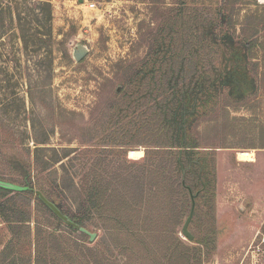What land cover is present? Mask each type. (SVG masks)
Wrapping results in <instances>:
<instances>
[{"label":"rangeland","instance_id":"obj_1","mask_svg":"<svg viewBox=\"0 0 264 264\" xmlns=\"http://www.w3.org/2000/svg\"><path fill=\"white\" fill-rule=\"evenodd\" d=\"M44 1L0 0V188L5 190L0 195L29 219L19 232L22 241L34 243L38 230L39 242L53 232L61 248L111 243L113 259L124 262L115 244L116 223L104 218L122 219L117 207L126 202L125 215L133 208L141 218L156 216L161 230L142 227L144 246H128L129 256L135 255L129 264L140 262V256L162 258L172 231L189 247L193 264H264V19L253 20L264 17V0H48L49 20ZM19 23L28 40L50 35V46L25 48ZM221 30L234 40L232 48L213 43L211 32ZM251 40L255 66L242 60ZM79 45L86 54L76 61L73 50ZM148 68H155L154 79L146 78L143 89H154L155 95L137 112L125 109L119 93L134 82L137 88V71ZM224 72L238 84L245 78L241 88L252 89L240 100L231 97ZM218 73L226 77L221 93L202 109L193 130L200 146L192 152L198 169L176 174V155H187L178 148L172 155L166 151L144 159L145 149L162 144L159 137L168 129L152 115L158 104L153 98L167 96L174 80L189 87L200 74L214 79ZM147 118L156 126L140 128L138 122ZM42 139L47 143L36 144ZM132 149H141L143 156L130 158ZM242 151L253 160L240 159ZM202 158L208 168L202 169ZM90 176L106 179L103 198L110 203L84 222L96 233L92 242L43 200L75 210L81 190L72 184L82 186ZM209 184L213 189L206 192ZM187 218L191 240L182 234ZM10 238L0 216V249Z\"/></svg>","mask_w":264,"mask_h":264},{"label":"trees","instance_id":"obj_2","mask_svg":"<svg viewBox=\"0 0 264 264\" xmlns=\"http://www.w3.org/2000/svg\"><path fill=\"white\" fill-rule=\"evenodd\" d=\"M43 5L47 6V20H49L50 17V9H49V2L48 0H45ZM217 15H220L222 17V20L226 21V16L224 11L218 9ZM259 15L256 16L253 20L260 22L262 19H264L263 16L259 19ZM230 19V18H229ZM215 24V26H220L222 24ZM264 29V25L262 26ZM19 29H20V38L22 41V44L25 48H28L30 46L34 47H42L43 46H50L51 42V36H47L46 38H38L35 35H33L32 40L31 38H27L24 34V28L19 23ZM209 31V29H207ZM222 32L220 31L218 35H216L214 32H211L213 37L215 38L213 40V43H217L221 46H228L232 48L234 46V40L231 39L229 36L228 38L226 35L224 36ZM48 34V33H47ZM50 34V33H49ZM46 35V34H45ZM31 40V41H30ZM255 44L254 40H251L247 42L246 48L249 53V56L243 57V61H247L251 59V64L253 66L257 65V61L252 62V59L254 56L252 54L250 55V48ZM257 58V57H256ZM229 60L233 61V56L229 58ZM228 61V60H227ZM156 61H154L153 65L155 66ZM147 65V64H146ZM146 67V66H145ZM145 67L143 69H145ZM157 68V67H155ZM155 68L150 70L149 68L146 70L140 69L136 73V84H130V87L127 90H121L119 93L120 100L125 102L127 110H129L131 107H134L135 112L142 109L143 100L147 101L148 98L151 96L153 97L155 95L154 89H143L144 87V81L146 78H150L149 80L154 79V73ZM158 71V70H157ZM222 73L216 74L214 79L206 78L204 74H200L197 76V78H192L191 84L188 86H184L182 84L175 85L174 83L176 80L173 81L170 85V93L162 98V100H158L157 98H153L152 103H158L156 105L155 110L152 112V115L156 114L157 120L166 126L167 133L159 138H164V142H161L162 144L154 145L157 148L153 149H145L144 159L150 158V160H154L153 155L164 154L166 151L168 154L172 155L171 150L172 148H178V151H185L181 152L182 154H187L185 158L179 157L180 155H176L178 157H175L174 160V166L176 170V174H186L189 172V167H193V170L198 169V165H195L196 162L193 160L192 152L194 149H197L200 147L198 145V142L194 136V131L196 128L197 123L200 121L201 113H203L202 109H207L211 104H213L217 98V95L221 93L220 88V82L223 81L226 77L221 75ZM225 75L230 76L228 83L230 86L229 88V95L231 97H234L238 100L242 99V93L250 91L252 88H241L244 87L243 85L245 83V78H242L241 84H238L237 81H235L234 77L230 74L224 72ZM193 79H196L195 81ZM127 82V81H126ZM252 84V83H251ZM124 88V85H122ZM157 91V90H156ZM240 93V96H236V94ZM146 103V102H145ZM123 104V103H122ZM202 117V116H201ZM199 118V119H198ZM140 125V128L147 129L150 126H156L154 122H151L149 118L144 119L142 122H138ZM165 129V128H164ZM36 144H46L47 140L42 139L40 141L36 140ZM148 146V145H147ZM167 147V149H163ZM36 149L39 150V147H36ZM42 150V149H40ZM152 150V151H150ZM195 153V152H194ZM180 154V152H179ZM189 154V155H188ZM124 158L125 155L123 154ZM126 159V158H125ZM48 163V162H47ZM201 164L202 169L208 168L207 162L202 158L199 162ZM46 166V164L44 165ZM43 166V167H44ZM153 166V165H152ZM212 167V166H211ZM210 168V166H209ZM209 172L211 173V169H209ZM199 180L202 179L201 176L198 175L197 177ZM106 182V179L99 180L98 177H89L86 179L85 183L82 186H78L77 188L72 184L73 188L78 191L81 190V194L79 198L75 199V201H78V204L75 206V210H73L68 205L61 204L64 209H61V206H57L60 211L68 216V218L75 224L79 226H85L84 222L86 220L90 219V215L93 212H96L98 208L106 207L110 203L107 199H104V194L106 189L108 188V184L104 185ZM206 184V182L203 181V185ZM58 185V184H57ZM59 186V185H58ZM107 186V187H106ZM209 184V186H206L205 191H212L213 187ZM62 194L64 197H69L67 194V188L61 187ZM0 191H5L4 189L0 188ZM104 193V194H103ZM182 192L179 193L180 203L183 200ZM3 195H0V200L2 199ZM70 198V197H69ZM171 201H168L167 205L170 206ZM128 204V202H127ZM127 207L126 202H122L117 207L118 212L122 210L123 216L122 219L119 217L111 218V216H106L104 218L105 221H109L111 219H114L116 223V228H114V231L117 233H120L118 240L115 242L116 246L118 243L120 246L118 248L122 252L125 261L124 262H116L113 259L112 254L110 253L109 247L111 243H106L99 248L90 247L84 245L79 250L74 247L73 244L67 247H62L60 244L57 243L58 240L54 241L53 232L50 234L48 233L49 237H46L39 242V231L37 230L36 233V240L34 238V243H31L29 241L26 243L25 240L22 241L21 235H19V232L23 230L27 222H29V219L26 218L24 215L17 214V209L14 206L9 205V201L7 198H3L0 201V216L3 218V220L8 223V230L11 235V238L9 241L5 242L1 249H0V264H25L26 260H31L27 264H129L131 259H135V255L129 256L128 254V246L133 248L134 250H139L140 244L144 246V239L141 235L143 229L145 231L150 232H157L161 231L160 229H157L158 227L157 223L159 222L155 218H148L146 217L141 218L139 214L134 215L132 211H134L133 208H131V213L125 215L124 210ZM130 207V205H129ZM178 209L180 207L179 201H177ZM103 209V208H102ZM180 210V209H179ZM80 211H83L85 214H87V218L80 215ZM121 212V213H122ZM120 213V212H119ZM120 213V214H121ZM122 216V215H118ZM143 224H142V223ZM190 222V221H189ZM67 224V223H65ZM142 224V225H141ZM69 228H73L75 230H78L74 228L72 225L67 224ZM150 227L151 229L146 230L144 227ZM143 227V229H142ZM88 229V228H87ZM113 230V229H112ZM54 231V230H53ZM164 238L168 239V232L166 230H162ZM159 234V233H158ZM118 236V234H116ZM171 244L169 246H164L163 249V256L162 258H158L156 254H154L153 258L148 261L147 259L143 258V256H140L141 261H132L133 264H148L149 263H156L158 262V259L164 261L161 264H174L175 262H178V264H193V261L189 254V247L185 245L182 239H180L177 234L172 231L171 232ZM58 235L56 234V237ZM156 250V249H154ZM150 254V253H148ZM149 256V255H148ZM151 257V254H150Z\"/></svg>","mask_w":264,"mask_h":264},{"label":"water","instance_id":"obj_3","mask_svg":"<svg viewBox=\"0 0 264 264\" xmlns=\"http://www.w3.org/2000/svg\"><path fill=\"white\" fill-rule=\"evenodd\" d=\"M86 54V48L82 45L77 46L74 50H73V58L76 61H79L82 57H84ZM129 152V151H128ZM127 152V154H128ZM43 198V197H42ZM43 200L45 201V203L49 206V208L61 219L63 220L65 223L72 225L74 228L78 229V231L86 234L89 238V241L92 242L95 238H96V233L92 232L90 230H88L86 227L84 226H79L75 223H73L68 216H66L65 214H63L60 209L53 203L50 202L48 200H46L45 198H43ZM190 219L187 218L184 222V225L182 227V234L185 238H187L188 240H191L193 238V235L191 234V232L188 229V224H189Z\"/></svg>","mask_w":264,"mask_h":264},{"label":"bare ground","instance_id":"obj_4","mask_svg":"<svg viewBox=\"0 0 264 264\" xmlns=\"http://www.w3.org/2000/svg\"><path fill=\"white\" fill-rule=\"evenodd\" d=\"M128 156L130 158H140L143 156V151L141 149H132V150H129L128 152ZM238 156L240 159H243V160H248V161H252L253 158L251 157L252 154L250 152H247V151H242L240 153H238Z\"/></svg>","mask_w":264,"mask_h":264}]
</instances>
